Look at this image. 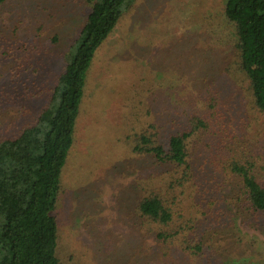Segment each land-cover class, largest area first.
Masks as SVG:
<instances>
[{
	"label": "rangeland",
	"instance_id": "374dc122",
	"mask_svg": "<svg viewBox=\"0 0 264 264\" xmlns=\"http://www.w3.org/2000/svg\"><path fill=\"white\" fill-rule=\"evenodd\" d=\"M88 7L86 0H6L0 29L16 33L25 48L36 40L37 57L50 58L52 69L44 76L28 71L24 81L32 85H26L51 87ZM8 12L19 17L12 20ZM235 41L224 0H134L118 19L87 70L62 171L54 210L56 256L62 264H264L259 215L237 216L229 226L213 230L196 223L190 232L179 226L182 220L164 225L137 210L138 183L154 182L161 169L150 156L131 149L133 127L140 126L136 108H156L147 119L151 115L163 124L165 134L172 118L178 122L189 111L211 114L205 106L207 89L232 100L242 97L247 83L237 71ZM5 60L0 54V75L12 65ZM126 117L132 118L129 126ZM240 122L247 126L243 117ZM256 123L237 142L264 179V136L256 134ZM205 151L210 149L198 152Z\"/></svg>",
	"mask_w": 264,
	"mask_h": 264
},
{
	"label": "trees",
	"instance_id": "16d2710c",
	"mask_svg": "<svg viewBox=\"0 0 264 264\" xmlns=\"http://www.w3.org/2000/svg\"><path fill=\"white\" fill-rule=\"evenodd\" d=\"M86 1L85 20L51 87L42 82L33 89L24 81L28 71L44 76L52 69L49 57H37L36 40L29 37L31 46L25 48L18 45L16 33L0 29V54L12 63L0 75V264H62L56 256L54 210L86 73L134 0ZM5 2L0 0V14ZM12 14V20L19 17V12ZM224 15L235 29L232 53L247 83L243 98L237 94L232 100L207 89L205 106L211 114L189 111L178 122L172 118L165 134L163 124L150 114L147 119L157 110L152 105L135 112L140 126L133 127L131 149L150 156L161 169L154 182L138 183L137 210L164 225L182 220L179 226L190 232L196 223L208 230L227 227L237 216L259 215L264 221V179L247 148L237 142L255 120L256 134L264 136V0H224ZM130 121L126 117L124 125ZM206 148L210 151L198 152Z\"/></svg>",
	"mask_w": 264,
	"mask_h": 264
}]
</instances>
